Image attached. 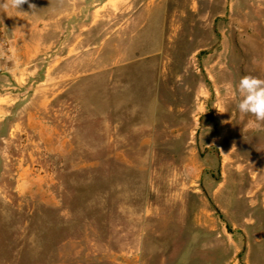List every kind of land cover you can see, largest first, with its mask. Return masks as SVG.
Returning a JSON list of instances; mask_svg holds the SVG:
<instances>
[{
    "label": "rangeland",
    "instance_id": "rangeland-1",
    "mask_svg": "<svg viewBox=\"0 0 264 264\" xmlns=\"http://www.w3.org/2000/svg\"><path fill=\"white\" fill-rule=\"evenodd\" d=\"M244 76L264 0L0 6V264H264Z\"/></svg>",
    "mask_w": 264,
    "mask_h": 264
},
{
    "label": "clouds",
    "instance_id": "clouds-1",
    "mask_svg": "<svg viewBox=\"0 0 264 264\" xmlns=\"http://www.w3.org/2000/svg\"><path fill=\"white\" fill-rule=\"evenodd\" d=\"M26 3H29V0H5L0 6L20 9ZM29 7L34 8L35 5L29 4ZM238 93L241 97L237 104L238 111L254 117L253 122H264V79L254 76L242 77L238 84Z\"/></svg>",
    "mask_w": 264,
    "mask_h": 264
}]
</instances>
